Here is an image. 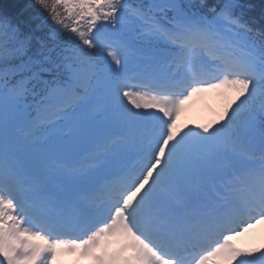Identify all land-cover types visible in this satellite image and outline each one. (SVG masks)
<instances>
[{"label":"snow or ice","instance_id":"6c2138e0","mask_svg":"<svg viewBox=\"0 0 264 264\" xmlns=\"http://www.w3.org/2000/svg\"><path fill=\"white\" fill-rule=\"evenodd\" d=\"M262 223L264 0L0 5V264H264Z\"/></svg>","mask_w":264,"mask_h":264},{"label":"trees","instance_id":"16d2710c","mask_svg":"<svg viewBox=\"0 0 264 264\" xmlns=\"http://www.w3.org/2000/svg\"><path fill=\"white\" fill-rule=\"evenodd\" d=\"M253 2L257 5L260 4V0H253ZM14 3H20V4H23V3H31V0H0V5L4 6V7H7L9 5H12ZM35 11H39V9H34Z\"/></svg>","mask_w":264,"mask_h":264},{"label":"rangeland","instance_id":"374dc122","mask_svg":"<svg viewBox=\"0 0 264 264\" xmlns=\"http://www.w3.org/2000/svg\"><path fill=\"white\" fill-rule=\"evenodd\" d=\"M201 95L209 96V95L206 93V91H205V92H202V93L197 94V95H196V98L198 99V97L201 96ZM198 100H199V99H198ZM184 105L188 106V103L185 102ZM191 118H192V116H191V114L189 113V110L184 109V112H183V114L181 113L180 120H179L178 122H180L181 120H183V122H184V121H190Z\"/></svg>","mask_w":264,"mask_h":264}]
</instances>
